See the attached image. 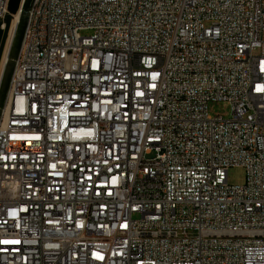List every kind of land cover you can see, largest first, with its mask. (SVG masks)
Returning a JSON list of instances; mask_svg holds the SVG:
<instances>
[{
	"label": "built area",
	"instance_id": "built-area-1",
	"mask_svg": "<svg viewBox=\"0 0 264 264\" xmlns=\"http://www.w3.org/2000/svg\"><path fill=\"white\" fill-rule=\"evenodd\" d=\"M25 19L0 264H264V0H30Z\"/></svg>",
	"mask_w": 264,
	"mask_h": 264
},
{
	"label": "bare ground",
	"instance_id": "bare-ground-1",
	"mask_svg": "<svg viewBox=\"0 0 264 264\" xmlns=\"http://www.w3.org/2000/svg\"><path fill=\"white\" fill-rule=\"evenodd\" d=\"M15 2L16 0H9ZM21 8L24 0H19ZM8 4V3H7ZM10 5H7V8ZM20 8V7H19ZM21 8L13 16L12 21H7L9 24H2L1 30L3 32L2 49L3 45H6L5 57L3 60L2 67L0 66V122L7 113V99H8V83L10 77L14 71L16 61L19 55L21 40L25 29V22L22 28V34L20 39L16 38L18 27L21 25ZM26 20V19H25ZM8 33V35H7Z\"/></svg>",
	"mask_w": 264,
	"mask_h": 264
},
{
	"label": "rangeland",
	"instance_id": "rangeland-1",
	"mask_svg": "<svg viewBox=\"0 0 264 264\" xmlns=\"http://www.w3.org/2000/svg\"><path fill=\"white\" fill-rule=\"evenodd\" d=\"M7 5H9V0L7 1ZM21 8V3L20 1L16 4L15 9L13 12H9V16L7 18H9V22L13 20V16L14 14L17 12V10H20ZM6 18V19H7ZM5 22V21H4ZM8 23H4L5 24H9ZM8 35V33H7ZM80 36L83 37H89L91 36V33L86 31V32H81ZM5 50H6V45H3V49H2V53H1V57H0V66L2 67L3 60L5 57ZM208 111L211 115H221L225 118H229L231 116V108L228 104L226 103H211L208 106ZM227 180H228V184L232 185V186H241L244 184L245 181V171L243 168H239V167H233L230 168L227 172ZM133 219H138L137 215L133 216Z\"/></svg>",
	"mask_w": 264,
	"mask_h": 264
},
{
	"label": "water",
	"instance_id": "water-1",
	"mask_svg": "<svg viewBox=\"0 0 264 264\" xmlns=\"http://www.w3.org/2000/svg\"><path fill=\"white\" fill-rule=\"evenodd\" d=\"M18 2H19V0H16L15 2L9 1L10 7H8V12H13L16 4ZM29 3H30V0H24V3L22 5V8H21V25L18 27V30H17V34H16L17 39H20V37H21L23 24L25 22V14H26V11L28 10ZM9 20L10 19L7 18L5 20V22H7ZM2 39H3V32L1 30V24H0V57H1V53H2Z\"/></svg>",
	"mask_w": 264,
	"mask_h": 264
}]
</instances>
